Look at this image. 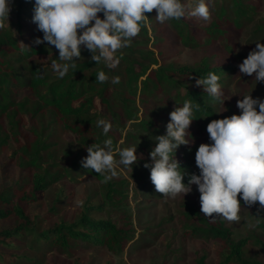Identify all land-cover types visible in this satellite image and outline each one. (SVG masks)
<instances>
[{
  "label": "trees",
  "instance_id": "obj_1",
  "mask_svg": "<svg viewBox=\"0 0 264 264\" xmlns=\"http://www.w3.org/2000/svg\"><path fill=\"white\" fill-rule=\"evenodd\" d=\"M14 1L9 24L5 23L0 27V121L6 118L10 130L8 135L3 133L0 123V148L5 147L11 139L20 152L17 158L18 165L23 170H29L31 176L25 182L13 183L0 189V264H9L15 258H26L29 251L33 254L41 249L46 250V253L52 249L67 251L77 242L119 252L132 238L124 224L119 226L111 220L92 218L91 211L101 212L100 206H85L76 221L60 222L47 229H41L42 222L37 217H31L26 211V206L37 202L43 191L63 177L70 176L73 170L84 172L98 182L104 191V199L117 203L127 195L129 183L126 180H106L104 174L82 168L78 162L87 156L86 147L92 143L102 145L104 139L111 137L113 149L116 150V145L122 139L120 130L127 125L136 127L132 132H127L125 137L130 147L137 145V152L142 155L140 160L142 165L146 160H150L149 152L155 143L153 137L165 133L169 113L176 105L182 106L185 100H191L194 105H198L194 112L196 119L190 125L194 143L191 146H180L176 157L185 172L192 173L198 145L203 141L210 142L206 131L207 123L212 119L231 115L227 112L215 113L222 111L224 105L214 103L208 93L203 92V87L197 86L195 81L200 77H206L209 72H214L219 76V82L225 91L243 59L235 57V61L230 64L203 61L198 66L189 67L160 65L152 51L137 52L131 56L119 52L117 54L121 56V67L119 71H115L103 64H95V61L90 59V52L85 49L82 50L84 58L76 62L75 68H70L63 78H58L49 67H46L55 58L54 55H58V50L54 46L53 51L47 50L44 45L37 46L32 43L36 36H42L31 19L34 0ZM207 3L210 8L208 19L210 23L202 28L198 25L208 20L199 17L167 21L168 27L182 45L196 46L198 32L213 40L224 33L222 25L231 24L240 30L254 21L257 6L253 4V0H207ZM143 24L144 22L139 33L146 36L147 30ZM12 27H15V30ZM256 33H262L260 27ZM23 38L24 41L21 40ZM225 49L232 55L227 46ZM100 70L108 74L109 81L96 80ZM114 76L120 77L118 84L111 83ZM261 83L264 89V82ZM19 89H26L31 97L37 99L33 114L43 111L52 114L50 124L54 125V128L47 138L50 139L58 127L75 136L76 142L61 156L63 160L71 162V167L69 165L59 168L55 162L54 168L44 167V161H49L46 158H58L56 137L51 141L44 140L43 133L31 129L25 133L32 135L33 139L29 142L26 135L16 132L14 119L18 112L28 111L29 103V99L17 101L15 95ZM138 93L143 107L142 119L138 117L139 109L135 102ZM172 93L174 94L171 103L166 102V98ZM160 96L162 99L159 100ZM97 99L109 112V121L113 125L107 135L96 126V121L101 118L92 112ZM155 101H158L159 109L152 106L147 111L148 105ZM113 103L118 108L112 112ZM46 163L50 165V162ZM132 171L134 180L141 181L139 174L142 173L148 182L146 187L144 185L148 198L155 195L165 196L156 191L150 180L148 168L143 166V171H140L132 167ZM184 182H187V175ZM185 216L196 224L186 230L185 234L216 241L221 247L222 254L219 255L223 259L222 264H264L263 261L247 258L245 248L248 240L234 241L230 230L219 220L209 223L207 218L206 220L194 210H189ZM4 221H12L13 227H2ZM19 244L27 246L21 255L18 253L21 248H16Z\"/></svg>",
  "mask_w": 264,
  "mask_h": 264
},
{
  "label": "rangeland",
  "instance_id": "obj_2",
  "mask_svg": "<svg viewBox=\"0 0 264 264\" xmlns=\"http://www.w3.org/2000/svg\"><path fill=\"white\" fill-rule=\"evenodd\" d=\"M253 4L257 7L253 16L254 21L251 24L243 26L240 30L231 24L222 25L221 29L224 33L213 40L205 37L202 32H198L194 47L182 45L168 27L167 21L160 23L156 20L157 13L153 9L152 12L146 13L149 19L143 24L147 35L138 33L131 39L130 44L118 50V53L122 52L131 56L136 55L137 52L152 51L160 65L195 67L203 61L217 64L233 63L235 57L244 59L248 52L255 48V42L264 43V0H253ZM13 23H15L14 20ZM208 23H210L209 20L198 26L202 28ZM26 27L27 25L24 26ZM258 27L261 28L262 33H256ZM14 28L12 27L13 30ZM225 46L229 48L232 55L228 54ZM120 67L121 64L114 70L119 71ZM263 91L261 82L256 83L252 77L241 75L239 70L236 71L234 79L224 91V98L228 100L225 101L227 111L222 113L239 114V109L236 107V101L240 98L238 95L243 96L251 92L253 97H263ZM173 94L166 98V102L171 103ZM15 98L17 101L29 99L28 111L18 112L14 119L16 132L26 135L25 133L32 129L43 133L44 140L51 141L56 137L58 141L56 147L58 158H46L49 161H44V167L54 168L53 162L57 163L59 168L69 165L71 167V162L63 160L61 156L68 147H72L70 145L76 142L75 136L58 127L53 136L50 139L47 138L54 128V125L50 124L52 114L48 111L33 114L37 99L31 97L26 89H19ZM135 99L139 109L138 117L142 119L143 107L140 104L139 93ZM160 99L162 96L159 97ZM157 103L158 101L150 103L147 111L152 106L157 109L159 107ZM117 108L118 106L113 103L112 112ZM92 112L109 121V112L99 99L96 100ZM0 123L2 132L8 135L10 132L8 120L4 118ZM133 128L136 127L127 125L120 130L122 139L116 145V149L130 147L125 136L127 132H132ZM26 136L29 142L33 139L32 135ZM19 154L16 144L11 139L5 147L0 148V189L13 183L25 182L30 178L31 172L23 170L17 163ZM114 157L118 159V152L114 154ZM46 162H50V165ZM134 167L143 171V164L141 165L140 161L134 164ZM198 171L194 161L193 172L198 173ZM132 175V168L120 165L117 168V175L111 177L113 180H126L129 183L127 195L117 203L104 199V191L98 182L84 172L73 170L70 176L63 177L43 191L37 202L26 206L28 214L31 217H37L42 222L41 229H47L60 222L72 223L80 217L85 206H100L102 207L101 212L91 211L92 218L111 220L119 226L124 224L129 231L132 239L124 245L121 251L111 252L103 247L88 246L83 242H77L67 251L52 249L46 253V250L41 251V249L34 254L29 251L26 258H15L9 264H222L223 259L219 255L222 254L221 247L216 241L185 234L186 230L196 226L185 216L189 210L198 212L200 216L207 218L209 223L213 221L200 211L199 192L195 185H193V191L184 197L183 194H179L175 198L162 195L148 198L144 189V185L146 187L148 184L145 177L140 173L141 181H136ZM245 207L241 206L239 221H227L222 218L216 220L230 230L234 241L248 240L245 248L247 258L264 262V218L256 216L258 204ZM259 215L264 217V210H261ZM1 226L10 228L13 227V223L4 221ZM16 248H21L18 252L21 255L24 253L22 250L27 246L19 244Z\"/></svg>",
  "mask_w": 264,
  "mask_h": 264
},
{
  "label": "clouds",
  "instance_id": "obj_3",
  "mask_svg": "<svg viewBox=\"0 0 264 264\" xmlns=\"http://www.w3.org/2000/svg\"><path fill=\"white\" fill-rule=\"evenodd\" d=\"M14 0H0V27L9 24ZM156 10V20L164 23L171 19L199 17L210 18L207 0H34L32 22L42 36L32 43L58 50L46 67L58 78H63L70 68L82 58V50L90 52L95 64L115 69L120 64L118 50L127 47L141 30L142 22L149 19L146 13ZM28 46V45H27ZM32 48L31 46H29ZM84 58V57H83ZM59 61V62H58ZM239 73L252 77L256 83L264 82V43L255 42L247 56L238 65ZM100 82L109 81L108 74L100 70ZM119 76L111 78L118 84ZM219 76L209 72L195 81L203 87L214 103L224 105L223 85ZM252 92V91H251ZM247 93L236 101L239 114L212 119L206 125L209 143H200L195 152L197 172L186 173L176 157L180 146H191L194 138L190 125L198 105L185 100L182 106L169 113L165 133L154 136L150 160L143 164L150 171V180L156 191L167 197L189 194L193 185L199 192L200 211L211 220L222 218L239 221L241 206L259 205L257 217L264 210V98ZM96 126L107 135L113 125L103 118ZM87 156L81 167L104 174L105 179L117 175L120 165L132 168L141 160L137 145L114 150L108 137L103 144L86 147ZM118 152V159L114 154ZM187 175V182L184 178ZM243 201V203H241Z\"/></svg>",
  "mask_w": 264,
  "mask_h": 264
}]
</instances>
